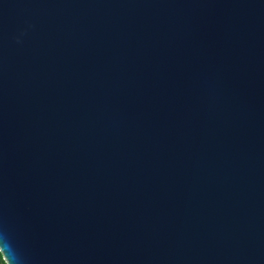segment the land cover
Masks as SVG:
<instances>
[{
  "label": "water",
  "instance_id": "obj_1",
  "mask_svg": "<svg viewBox=\"0 0 264 264\" xmlns=\"http://www.w3.org/2000/svg\"><path fill=\"white\" fill-rule=\"evenodd\" d=\"M7 264H264V0H0Z\"/></svg>",
  "mask_w": 264,
  "mask_h": 264
},
{
  "label": "trees",
  "instance_id": "obj_2",
  "mask_svg": "<svg viewBox=\"0 0 264 264\" xmlns=\"http://www.w3.org/2000/svg\"><path fill=\"white\" fill-rule=\"evenodd\" d=\"M0 264H7L1 252H0Z\"/></svg>",
  "mask_w": 264,
  "mask_h": 264
}]
</instances>
